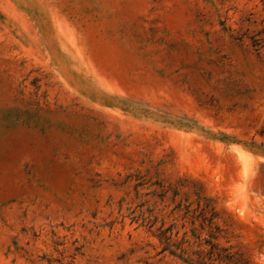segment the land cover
Returning <instances> with one entry per match:
<instances>
[{
  "label": "rangeland",
  "instance_id": "1",
  "mask_svg": "<svg viewBox=\"0 0 264 264\" xmlns=\"http://www.w3.org/2000/svg\"><path fill=\"white\" fill-rule=\"evenodd\" d=\"M198 196L264 264V0H0V264H185Z\"/></svg>",
  "mask_w": 264,
  "mask_h": 264
},
{
  "label": "trees",
  "instance_id": "2",
  "mask_svg": "<svg viewBox=\"0 0 264 264\" xmlns=\"http://www.w3.org/2000/svg\"><path fill=\"white\" fill-rule=\"evenodd\" d=\"M198 199L197 208L187 212L191 213L188 229L187 222L177 229L175 224L157 228L161 252H168L185 264H248L241 253L218 242L222 231L215 220L218 214L211 200L201 196Z\"/></svg>",
  "mask_w": 264,
  "mask_h": 264
}]
</instances>
